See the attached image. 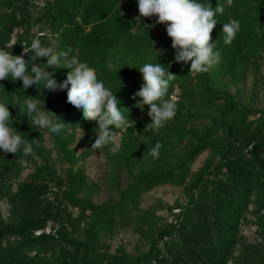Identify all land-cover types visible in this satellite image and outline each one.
<instances>
[{
    "label": "trees",
    "instance_id": "obj_1",
    "mask_svg": "<svg viewBox=\"0 0 264 264\" xmlns=\"http://www.w3.org/2000/svg\"><path fill=\"white\" fill-rule=\"evenodd\" d=\"M209 2L225 8L211 33L219 61L189 73L190 61L175 60L167 25L142 17L138 0H0V49L21 55L39 38L86 62L132 126L115 130V154L111 145L93 150L98 124L67 102L64 89L25 90L20 79L0 80L12 127L33 146L26 157L0 149V264H264V0ZM230 19L240 30L226 45L222 29ZM157 62L176 75L165 97L174 98L176 114L145 130L151 117L148 105L136 106L144 84L138 68ZM47 70L57 84L70 71ZM16 96L42 99L65 128L55 134L33 126L11 105ZM94 155L103 158L95 180L86 166ZM167 185L181 188L186 201L143 206ZM124 231L139 238L134 252L113 247Z\"/></svg>",
    "mask_w": 264,
    "mask_h": 264
},
{
    "label": "clouds",
    "instance_id": "obj_2",
    "mask_svg": "<svg viewBox=\"0 0 264 264\" xmlns=\"http://www.w3.org/2000/svg\"><path fill=\"white\" fill-rule=\"evenodd\" d=\"M226 3L230 7L233 0H226ZM138 9L142 17L150 18L155 15L158 17L157 23L167 25L166 32L172 40V48L175 49V60L185 63L190 61L189 73L207 72L218 63L220 53L215 50L216 43L212 42L211 33L217 24L215 15L225 11L223 5L217 3L213 8L209 0L208 3H201L199 0H138ZM139 19L137 17V22ZM239 30L240 23L237 19L224 23V44L231 45ZM14 45L15 43L8 44L6 48L12 49ZM27 53H32L30 60L24 59V54ZM67 57V52L56 53L52 48L44 46L39 38H33L30 46H23L21 55H13L11 51L0 49V80L20 79L25 90L32 85L41 84L42 88L50 91L67 88V102L82 110L85 120L96 121L98 124V128L93 129L96 139L91 149L98 150L111 145L110 151L115 154L118 150L115 130L132 127L118 107L116 93L113 94L98 80L96 70L86 62H81L75 56L70 59ZM41 58H46V63H35ZM62 58L65 59L63 64ZM53 66L70 69L63 83L57 84L53 73L47 70ZM138 69L144 84L135 93V96L141 98L136 106L141 110L145 105L149 106L151 123L147 124L145 130H157L176 114L174 98L165 99L170 81L174 80L176 75L158 62L145 63ZM11 105L18 106L20 114L31 120V124L41 131L47 129L51 133L59 134L66 126L55 113L45 110L44 101L40 98L26 96L22 100L16 96ZM12 124L8 105L0 102V149L5 154L21 153L22 157H26L33 152V146L24 139V134L12 127ZM81 131L83 133L82 129ZM36 141L38 145L39 140ZM160 147L157 142L150 150L151 153L157 155Z\"/></svg>",
    "mask_w": 264,
    "mask_h": 264
},
{
    "label": "rangeland",
    "instance_id": "obj_3",
    "mask_svg": "<svg viewBox=\"0 0 264 264\" xmlns=\"http://www.w3.org/2000/svg\"><path fill=\"white\" fill-rule=\"evenodd\" d=\"M248 89H250V84H248ZM233 90V89H232ZM59 91V88L56 89V92ZM64 93L68 91V89H64ZM51 145V143H49ZM81 150V148H80ZM207 154H204L195 164L194 169H198L202 164ZM88 174L92 179H97L102 174L103 167V158L101 155L92 156L86 163ZM161 199L164 203L169 205L175 204L176 201H180L184 203L186 201L185 195L181 188H176L172 186H162L156 188L153 192L146 196L143 206L147 207L152 205L156 200ZM7 207L3 205L4 214H7ZM163 215H167L168 211L161 212ZM245 234L250 238L254 239V229L251 227H247L245 229ZM121 243L125 244L127 249L130 252L135 251L136 245L139 243V238L137 235L133 234L131 231L122 232L117 239L113 242V247H118Z\"/></svg>",
    "mask_w": 264,
    "mask_h": 264
}]
</instances>
